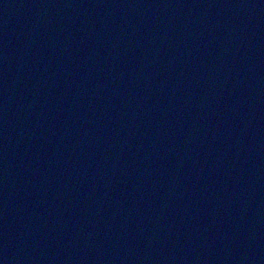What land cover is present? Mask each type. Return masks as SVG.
Instances as JSON below:
<instances>
[{"label": "water", "instance_id": "water-1", "mask_svg": "<svg viewBox=\"0 0 264 264\" xmlns=\"http://www.w3.org/2000/svg\"><path fill=\"white\" fill-rule=\"evenodd\" d=\"M0 264H264V0H0Z\"/></svg>", "mask_w": 264, "mask_h": 264}]
</instances>
